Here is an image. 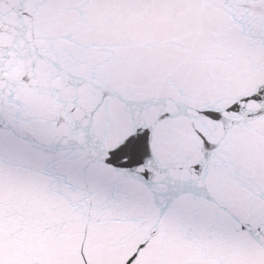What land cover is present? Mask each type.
Masks as SVG:
<instances>
[{
    "label": "snow or ice",
    "instance_id": "6c2138e0",
    "mask_svg": "<svg viewBox=\"0 0 264 264\" xmlns=\"http://www.w3.org/2000/svg\"><path fill=\"white\" fill-rule=\"evenodd\" d=\"M0 264H264V0H0Z\"/></svg>",
    "mask_w": 264,
    "mask_h": 264
}]
</instances>
